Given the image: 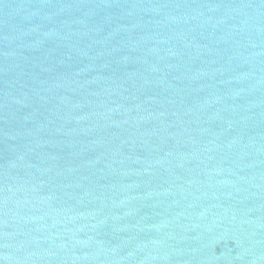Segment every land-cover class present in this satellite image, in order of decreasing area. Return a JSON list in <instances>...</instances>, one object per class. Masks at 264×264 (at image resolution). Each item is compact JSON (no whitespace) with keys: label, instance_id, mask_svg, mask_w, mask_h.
Wrapping results in <instances>:
<instances>
[{"label":"water","instance_id":"1","mask_svg":"<svg viewBox=\"0 0 264 264\" xmlns=\"http://www.w3.org/2000/svg\"><path fill=\"white\" fill-rule=\"evenodd\" d=\"M0 264H264V0H0Z\"/></svg>","mask_w":264,"mask_h":264}]
</instances>
